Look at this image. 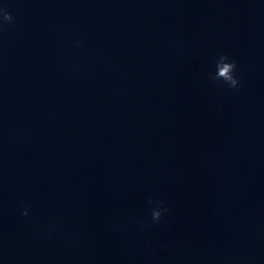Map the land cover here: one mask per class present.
Instances as JSON below:
<instances>
[{"label": "water", "instance_id": "1", "mask_svg": "<svg viewBox=\"0 0 264 264\" xmlns=\"http://www.w3.org/2000/svg\"><path fill=\"white\" fill-rule=\"evenodd\" d=\"M0 6V264H264V0Z\"/></svg>", "mask_w": 264, "mask_h": 264}, {"label": "clouds", "instance_id": "2", "mask_svg": "<svg viewBox=\"0 0 264 264\" xmlns=\"http://www.w3.org/2000/svg\"><path fill=\"white\" fill-rule=\"evenodd\" d=\"M13 16L7 11L6 8L0 6V27L3 26L4 23H12ZM216 72L215 74H210V79L213 83L217 81H223L226 85H228L232 89H238L240 85V81L237 77L236 73V62L230 61L227 55H221L219 59L216 61ZM154 203L153 200H149V204L152 205ZM163 201L160 202L159 205L153 207L151 209L152 221L153 223H159L166 211L167 208L162 207ZM22 215L27 216L28 211H23Z\"/></svg>", "mask_w": 264, "mask_h": 264}]
</instances>
